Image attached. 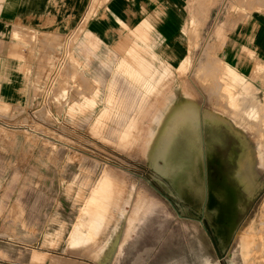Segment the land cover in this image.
<instances>
[{
	"label": "crops",
	"instance_id": "1",
	"mask_svg": "<svg viewBox=\"0 0 264 264\" xmlns=\"http://www.w3.org/2000/svg\"><path fill=\"white\" fill-rule=\"evenodd\" d=\"M56 42L59 99H139V113L127 117L139 120L131 126L142 136L133 150L162 151L154 161L145 155L165 182L187 177L190 197L182 198L189 197L191 206L203 211L209 193L210 182L202 177L206 153L234 152L238 167L256 145L244 131L243 113L264 84V0H0V108L8 104L4 99H36V80L49 70ZM147 103L156 111H148ZM10 138L0 126V237L6 233L18 242L0 240V264H49L47 247L83 243L114 224L117 232L116 214L124 218L130 201L105 164L94 182L87 181L83 174L92 178L97 165L89 158H82L83 166L90 165L85 172L51 159L49 185L37 159L27 175L17 172L1 190ZM105 178L111 186L103 211L89 201ZM140 198L125 245L160 218ZM101 215L111 220L101 222ZM35 242L40 245H30Z\"/></svg>",
	"mask_w": 264,
	"mask_h": 264
},
{
	"label": "rangeland",
	"instance_id": "2",
	"mask_svg": "<svg viewBox=\"0 0 264 264\" xmlns=\"http://www.w3.org/2000/svg\"><path fill=\"white\" fill-rule=\"evenodd\" d=\"M52 45L53 54L51 58L48 57L49 70L41 73L42 80L41 78L39 80L37 72L36 99H4L8 104L0 108V126L14 139L7 143L3 152L1 190H6L10 178L17 172L23 173V176L27 175L37 159L42 161L41 165L44 166L41 168L42 175H47L45 183L49 185L48 171L51 167V159L59 157L58 166L68 162L75 171L81 168L85 172L89 170L90 165L83 166L82 158H89L97 162V165L92 166L96 174L92 178L85 173L83 175L94 182L100 176L102 166L105 164L123 187V197L130 203L125 207L124 218L116 214L117 232H120V244L117 245V249L122 251L124 246L121 254L116 251L111 255L116 248L112 243L109 245L114 234V224L112 228L101 227L98 232L90 233L85 237L88 241L83 243L69 247L67 240L56 243L59 246L63 245L66 251H61V247L57 245L56 248L46 246L53 255L49 264H60L61 261L62 264L64 261L67 264H203L200 235L204 236L208 254L214 257L218 264H244L239 238L243 229L250 232L253 227L256 237L253 264H263L264 84L259 93L260 98L254 102L253 107L251 104L245 107L243 113L244 131L249 139L255 142V146L259 144L261 149L260 159L256 161V167L260 171L259 179L257 183L256 181L250 183L252 194L248 190L245 191L244 210L241 212L238 204L235 206L239 215L236 224L234 223L236 218L232 222L233 200L230 199V204L227 202L225 209L224 207L222 209L223 212H219L221 215L218 216L219 220L222 218L229 221L222 226L223 232L220 237L218 233L220 223L211 217L208 218L202 208L189 204L190 190L187 186V177L181 174L178 179H167L165 182L155 174L146 158L147 155L154 161L159 155L158 151L149 154L146 151L133 150L141 147L142 136L139 128L137 130L131 126V124L138 125L139 120L131 122L127 117L139 113V99H59L60 42ZM126 73L138 79L136 73ZM246 86L247 84L245 88ZM226 92L230 95L228 90ZM233 100L235 99H230V105L235 107ZM156 107V104L147 103L148 111L155 112ZM43 150L44 158L41 157ZM229 153L234 152L211 153L212 155L206 153L203 174L200 158V172L205 184L208 185L212 180L218 190H227L231 187L230 173L233 167H236V156L234 153V159L231 160ZM56 176L58 179V175ZM37 180L40 181L41 178ZM89 180L87 178V181ZM55 187L57 188L55 191L60 192L58 185ZM185 195L189 197L182 198ZM250 195L252 196L249 197ZM139 197L144 198L151 207H154V212L156 211L160 218L154 224L149 223L147 226L149 228L143 234L134 233L125 245L126 240H123V237L126 220ZM72 202L67 201V211H71ZM105 209H107L106 205ZM107 219L111 220V217L100 216L101 222ZM196 222L202 225L201 229L196 226ZM233 227L234 231H231ZM260 232L258 236L257 233ZM7 236L8 234L2 233L0 240L18 242V239L14 240ZM20 243L28 244L22 241ZM30 245L40 244L35 242ZM109 255L111 256L108 259ZM4 258L10 259L9 254H5ZM35 264H44V261L38 260Z\"/></svg>",
	"mask_w": 264,
	"mask_h": 264
},
{
	"label": "bare ground",
	"instance_id": "3",
	"mask_svg": "<svg viewBox=\"0 0 264 264\" xmlns=\"http://www.w3.org/2000/svg\"><path fill=\"white\" fill-rule=\"evenodd\" d=\"M248 148H247V150H248ZM260 150H261L260 146H259V144H257V146L249 148L248 151H245L243 153V156L241 157L240 166L233 167L232 172L230 173V179H231V182H232L231 187H229L227 190H224V189L218 190L214 185L212 187L211 200L213 202V205L215 206V207H213V209H215L216 207H217V209L219 208V205H220L219 198L221 199V197L223 199H227L226 205H227V202H228V204H230V199L233 200V205H232V209H233V211H232L233 215L232 216H233V218H232V222L234 221V218H236V220L234 222L235 224H236V222H237V220L239 218V215L236 212L235 206L238 204L241 212L244 210V207H245V191L246 190L250 191V186H251L250 183H252L254 181H256V183H257V180L259 179L258 177H259L260 171L258 170V167H256V161H257V159H260ZM157 151H155V152H157ZM161 152L162 151H158L159 154H161ZM148 153L150 154V153H153V152H148ZM229 156H230L231 160L234 159V153H229ZM110 186H111V183L108 182V180L106 178L105 179H101L100 182L98 183L97 188L95 189L93 195L91 196V199L89 201V205L91 206V205L94 204L95 207L98 205L100 210L104 211L105 205L108 206V201H109V197H110L109 196L110 195L109 194ZM218 193L220 194L221 197H218V195H219ZM250 193H251V191H250ZM251 196L252 195H250L249 197H251ZM141 203H142V200L140 198L137 201L136 205L134 206V210L131 211L132 212L131 215H128L129 217H128L127 225L125 226V230L126 231L124 232L123 240H127V237L129 235L130 231L132 230L134 224L137 221L139 209H142ZM211 210H212V208H211ZM216 212H219V211H216ZM225 212H226V210H225ZM210 213H211L212 219L216 220V218H217L216 217V213L214 211H212ZM214 217H216V218H214ZM104 218H103V220H104ZM218 221H219V219H218ZM223 222L224 223L226 222L227 224L229 223V221L224 220V219H223ZM196 226L198 228H200V226H198V225H196ZM244 230H246V229L242 230L241 236L239 238L241 251H242L241 252L242 253V258H243L244 264H253V261H254L253 248L255 247V241H256L255 232L253 231L254 227H253V230H250V232H247V230L244 232ZM231 231H234V227L231 229ZM222 232H223L222 228L218 227V233H219L220 237L222 236ZM257 234L259 236L261 234V232L257 233ZM119 236H120V234L118 232H115L111 236V242L109 243V245H111V243H112V246H116V248L113 250L111 255L113 253L115 254L116 251H117L116 253H118V254H121L122 251H123L124 246L122 247V251H121V249L120 250L117 249V247H118L117 245L120 244L119 243ZM263 236H264V234H263ZM199 237L201 239L202 262H203V264H218L216 262L215 258L208 254L204 236L200 235ZM120 240H121V238H120ZM121 244H123V243H121ZM111 255L108 256V259L110 258Z\"/></svg>",
	"mask_w": 264,
	"mask_h": 264
},
{
	"label": "flooded vegetation",
	"instance_id": "4",
	"mask_svg": "<svg viewBox=\"0 0 264 264\" xmlns=\"http://www.w3.org/2000/svg\"><path fill=\"white\" fill-rule=\"evenodd\" d=\"M213 185L216 187V185H215V182H213L212 180L210 181V188H209V193H208V196H207V199H206V203H205V207H204V209H203V212H204V214L208 217V218H210L211 217V213L210 212H212V211H214L215 213H216V217H214V218H216V220L215 221H217V222H219L220 224H219V227H221L222 228V226H224V225H226V222L224 223L223 222V220H222V218H220V220L218 221V216H221L220 214H219V212H223V207H224V209H225V205H226V201H227V199H223L221 196H220V194L218 195V197H221V199L219 198V200H220V205H219V208L217 209V207L215 208V209H213V207H215L214 205H213V202H212V200H211V190H212V187H213ZM224 196V195H223ZM211 208H212V210H211ZM216 211H219V212H216ZM212 218V217H211ZM196 225H198V226H200V228L202 227V225L199 223V222H196ZM222 230H223V228H222Z\"/></svg>",
	"mask_w": 264,
	"mask_h": 264
}]
</instances>
